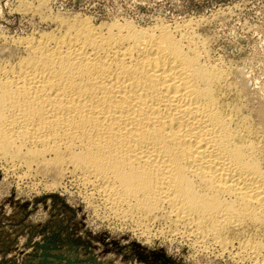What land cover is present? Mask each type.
<instances>
[{"label": "bare ground", "instance_id": "bare-ground-1", "mask_svg": "<svg viewBox=\"0 0 264 264\" xmlns=\"http://www.w3.org/2000/svg\"><path fill=\"white\" fill-rule=\"evenodd\" d=\"M55 18L11 38L15 57L0 63V162L69 171L84 198L142 233L164 219L202 251L264 264L259 241L228 237H264V143L224 100L230 71L194 23Z\"/></svg>", "mask_w": 264, "mask_h": 264}, {"label": "rangeland", "instance_id": "rangeland-1", "mask_svg": "<svg viewBox=\"0 0 264 264\" xmlns=\"http://www.w3.org/2000/svg\"><path fill=\"white\" fill-rule=\"evenodd\" d=\"M72 16L87 17L96 25L114 19L140 26H175L177 22L181 26L191 20L196 34L207 40L204 45L210 59L223 62L226 73L230 71L222 91L224 100L239 109V117L246 118L264 143V0H0V63L15 57L17 38L51 31L56 29L54 17L71 20ZM3 162L0 264L253 263L234 256L235 250L221 254L217 247H209L202 251L189 239L170 234L164 219L147 220L144 226L149 232L145 228L142 233L143 227L112 218L100 200L84 198L85 189L72 181L69 171L60 176L35 163L27 168L16 161L11 168ZM239 234L228 235L235 245L254 240L264 246L261 234L251 230Z\"/></svg>", "mask_w": 264, "mask_h": 264}]
</instances>
